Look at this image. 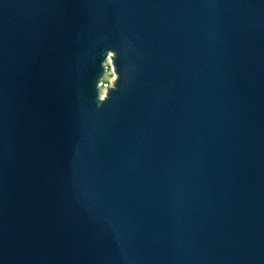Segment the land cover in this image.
<instances>
[{
    "label": "water",
    "instance_id": "water-1",
    "mask_svg": "<svg viewBox=\"0 0 264 264\" xmlns=\"http://www.w3.org/2000/svg\"><path fill=\"white\" fill-rule=\"evenodd\" d=\"M0 264H264V0H0Z\"/></svg>",
    "mask_w": 264,
    "mask_h": 264
},
{
    "label": "clouds",
    "instance_id": "clouds-1",
    "mask_svg": "<svg viewBox=\"0 0 264 264\" xmlns=\"http://www.w3.org/2000/svg\"><path fill=\"white\" fill-rule=\"evenodd\" d=\"M118 59V53L115 49L109 47L105 49L103 59L100 61V67L103 69L96 83V108L99 109L110 97V93L118 90L121 71L127 79V68L121 67L117 71L115 61Z\"/></svg>",
    "mask_w": 264,
    "mask_h": 264
}]
</instances>
